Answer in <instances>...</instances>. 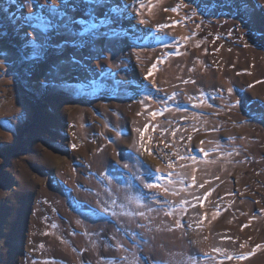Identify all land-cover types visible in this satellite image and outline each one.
I'll use <instances>...</instances> for the list:
<instances>
[{
  "label": "rangeland",
  "instance_id": "374dc122",
  "mask_svg": "<svg viewBox=\"0 0 264 264\" xmlns=\"http://www.w3.org/2000/svg\"><path fill=\"white\" fill-rule=\"evenodd\" d=\"M0 53V264H264V0H0Z\"/></svg>",
  "mask_w": 264,
  "mask_h": 264
},
{
  "label": "snow or ice",
  "instance_id": "6c2138e0",
  "mask_svg": "<svg viewBox=\"0 0 264 264\" xmlns=\"http://www.w3.org/2000/svg\"><path fill=\"white\" fill-rule=\"evenodd\" d=\"M58 2H59V0H58ZM81 2L86 3L90 6H99L101 4V0H81ZM226 2L229 4V6L231 5V0H226ZM72 6L74 7V5H72ZM61 7H65V5H63L61 3ZM173 10H175V9H173ZM242 10H245V9H242ZM5 11H7V9H5ZM77 23H79V21H77ZM63 27L65 30H67L69 25L66 23L65 25H63ZM55 28H56V24L50 20V21L45 23L44 30L41 33V37H35V34H34V38L29 40L27 33L23 34L24 35V41L22 42V46H23V44H27L29 47H24L25 55L22 57V63H24V64L32 63L33 61L39 59L42 54L47 52L48 48L51 47L50 42H49L48 37H47V32H48V30L55 29ZM96 30H97L96 24H95V22H92L90 26H86V27L81 28L80 32L77 34L78 35H83L85 33L91 34L92 32H94ZM0 63H3L4 66L7 67L8 61L6 59V53H0ZM155 67H156V65H153V68H155ZM150 75H151V70H149L148 76H150ZM148 76H145V79H148ZM58 82H63L62 77H61L60 68L56 69L51 81H41V85H42V87L55 86V84ZM144 99L145 100L151 99L150 93L145 94ZM156 115H157V113H155V112L152 113L153 117H155ZM141 136L143 137V132H141ZM73 147H75V146H73ZM145 187L155 188V187H158V185L146 184ZM136 203H137V205H139L141 203L139 198H137ZM165 214L170 215V213H165ZM177 227H179V223H177ZM113 250L123 251L124 246L122 244L116 245ZM244 258H246V257H240V259H244Z\"/></svg>",
  "mask_w": 264,
  "mask_h": 264
}]
</instances>
